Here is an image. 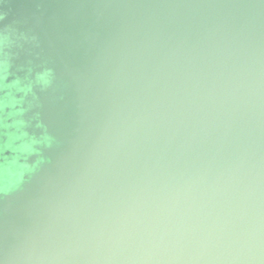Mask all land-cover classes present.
Listing matches in <instances>:
<instances>
[{
  "label": "water",
  "instance_id": "water-1",
  "mask_svg": "<svg viewBox=\"0 0 264 264\" xmlns=\"http://www.w3.org/2000/svg\"><path fill=\"white\" fill-rule=\"evenodd\" d=\"M0 264H264V0H0Z\"/></svg>",
  "mask_w": 264,
  "mask_h": 264
}]
</instances>
